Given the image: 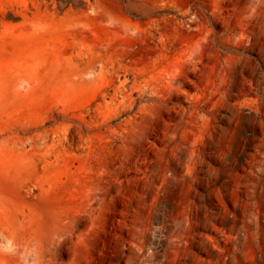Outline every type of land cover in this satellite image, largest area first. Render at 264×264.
Wrapping results in <instances>:
<instances>
[{
    "label": "rangeland",
    "instance_id": "rangeland-1",
    "mask_svg": "<svg viewBox=\"0 0 264 264\" xmlns=\"http://www.w3.org/2000/svg\"><path fill=\"white\" fill-rule=\"evenodd\" d=\"M0 264H264V0H0Z\"/></svg>",
    "mask_w": 264,
    "mask_h": 264
}]
</instances>
